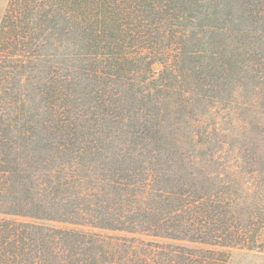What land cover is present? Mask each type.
I'll return each mask as SVG.
<instances>
[{
  "label": "trees",
  "instance_id": "trees-1",
  "mask_svg": "<svg viewBox=\"0 0 264 264\" xmlns=\"http://www.w3.org/2000/svg\"><path fill=\"white\" fill-rule=\"evenodd\" d=\"M237 91L253 94L243 107L264 105V0H9L0 264H227L233 249L264 252V140L234 154L260 175L255 190L209 168L223 147L173 150L180 110Z\"/></svg>",
  "mask_w": 264,
  "mask_h": 264
},
{
  "label": "rangeland",
  "instance_id": "rangeland-1",
  "mask_svg": "<svg viewBox=\"0 0 264 264\" xmlns=\"http://www.w3.org/2000/svg\"><path fill=\"white\" fill-rule=\"evenodd\" d=\"M8 1L0 0V21ZM250 98H253L251 92L243 96L237 91L233 95L226 94L223 102L212 103L210 109L200 105L194 107L193 113L190 108L180 110L176 118L171 119L176 120L175 124L171 123L175 130L171 135L176 142L174 152L182 155L190 152L194 156L201 152L213 153L223 147L220 150L221 165L211 163L213 167L210 165L209 168L223 173L226 182L234 180L245 190L248 187L255 190L260 175L248 173L253 170L252 166L242 170L234 159L237 148H253V140H264V105L258 108L250 102L248 107H243V103L249 102ZM259 149L258 152L264 151V141ZM227 264H264V252L233 249Z\"/></svg>",
  "mask_w": 264,
  "mask_h": 264
}]
</instances>
